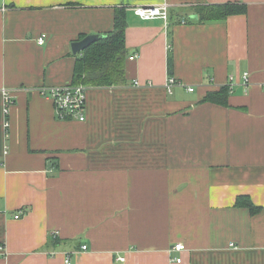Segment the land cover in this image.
<instances>
[{
    "label": "crops",
    "instance_id": "0c3cea01",
    "mask_svg": "<svg viewBox=\"0 0 264 264\" xmlns=\"http://www.w3.org/2000/svg\"><path fill=\"white\" fill-rule=\"evenodd\" d=\"M217 3L246 12L191 18ZM161 5L168 21L135 12ZM116 9L125 81L88 85L85 120L60 119L39 89L72 82V43L112 31ZM223 86L227 105L203 101ZM67 257L264 264V0H0V264Z\"/></svg>",
    "mask_w": 264,
    "mask_h": 264
},
{
    "label": "trees",
    "instance_id": "16d2710c",
    "mask_svg": "<svg viewBox=\"0 0 264 264\" xmlns=\"http://www.w3.org/2000/svg\"><path fill=\"white\" fill-rule=\"evenodd\" d=\"M246 12V6L236 3H217L196 5L195 13L200 22L224 20L234 14ZM187 19L192 20L188 16ZM126 16L124 10L116 9L114 29L105 34V38L92 43L81 53H78L74 68L73 83L85 86L117 85L125 81V57L128 49L125 43ZM169 71L172 73L173 57L169 53ZM230 89L227 86L219 90L210 91L203 101H210L227 105ZM8 117L9 112H5ZM6 122L9 119L6 118ZM9 123L6 125V127ZM238 206L246 207L252 214H256L261 207L247 197H238ZM57 243L56 237H52Z\"/></svg>",
    "mask_w": 264,
    "mask_h": 264
},
{
    "label": "built area",
    "instance_id": "2783aa9c",
    "mask_svg": "<svg viewBox=\"0 0 264 264\" xmlns=\"http://www.w3.org/2000/svg\"><path fill=\"white\" fill-rule=\"evenodd\" d=\"M135 12L144 19H152L156 17H160L168 21L170 19L169 8L166 5L161 6H138L135 9ZM45 35H41L39 37L38 42L40 44L45 42ZM136 55H132L129 57L133 60ZM244 83L248 85L249 83V73L246 72L243 75ZM233 77H231V80ZM233 81V80H232ZM230 81V82H232ZM175 85H183L181 82H178L174 77H170L168 80V88H171ZM227 86H231V83ZM87 88L83 84L79 83H69L66 85L59 86H44L39 89V92L46 98L52 100L54 107L57 111V115L60 119H76L83 121L86 118V108H87ZM187 89L189 91H193L194 87L188 86ZM6 96V106L5 112H9V106L11 104V98L8 94V91L4 90ZM8 123L6 122V125ZM20 214L15 215L18 218ZM87 246L83 245L82 249H86ZM185 248L184 243L175 244L171 250L172 251H182ZM124 257H121L120 260H124ZM177 261H181V258H177ZM66 263L71 264V260L69 257L66 258Z\"/></svg>",
    "mask_w": 264,
    "mask_h": 264
},
{
    "label": "water",
    "instance_id": "95a60500",
    "mask_svg": "<svg viewBox=\"0 0 264 264\" xmlns=\"http://www.w3.org/2000/svg\"><path fill=\"white\" fill-rule=\"evenodd\" d=\"M191 18H198V15L194 14L191 15ZM105 38V34L100 33H94V34H88L84 38L74 41L72 43V51L74 54L81 53L84 51L87 47H89L92 43Z\"/></svg>",
    "mask_w": 264,
    "mask_h": 264
}]
</instances>
